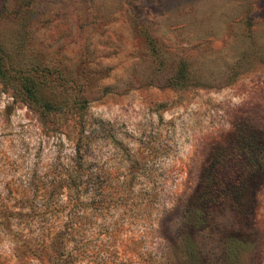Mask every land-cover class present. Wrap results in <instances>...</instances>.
Masks as SVG:
<instances>
[{
	"label": "rangeland",
	"instance_id": "obj_1",
	"mask_svg": "<svg viewBox=\"0 0 264 264\" xmlns=\"http://www.w3.org/2000/svg\"><path fill=\"white\" fill-rule=\"evenodd\" d=\"M0 49L61 109L0 82V202L72 223L76 264H264V0H0ZM31 225L0 264H51Z\"/></svg>",
	"mask_w": 264,
	"mask_h": 264
},
{
	"label": "trees",
	"instance_id": "obj_2",
	"mask_svg": "<svg viewBox=\"0 0 264 264\" xmlns=\"http://www.w3.org/2000/svg\"><path fill=\"white\" fill-rule=\"evenodd\" d=\"M11 70L5 64V58L0 49V82L10 84L13 94L19 98L27 107L33 110L43 122H51L54 117L60 114L61 109L50 101L45 100L38 95L39 86L35 82L24 79L20 84L10 82ZM79 122L82 123L85 118L86 101L79 99L74 103ZM90 137L83 131L79 133L75 147L77 158H84V147H88ZM81 171H75L74 175L70 176L67 181L68 189L79 188L81 182ZM5 202H0V225L13 222L15 225H20L23 221L26 224H32L33 230L30 232L34 237L35 249H40L41 252L47 255V259L51 264H76V255L74 243H78L77 229L71 224L62 226L51 225L50 227L37 224H44L46 220H51L55 213H47L39 208L38 204L33 199L26 198L18 203V207H7ZM73 214L69 213V217ZM30 227V228H31Z\"/></svg>",
	"mask_w": 264,
	"mask_h": 264
}]
</instances>
